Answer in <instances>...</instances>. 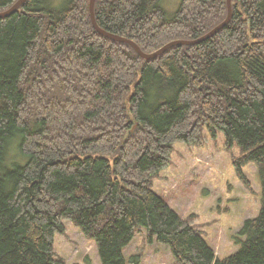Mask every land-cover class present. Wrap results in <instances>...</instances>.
Wrapping results in <instances>:
<instances>
[{
	"label": "trees",
	"instance_id": "16d2710c",
	"mask_svg": "<svg viewBox=\"0 0 264 264\" xmlns=\"http://www.w3.org/2000/svg\"><path fill=\"white\" fill-rule=\"evenodd\" d=\"M177 3L170 14L164 0H96L94 15L147 54L227 15L226 0ZM231 5L215 36L150 61L100 36L88 0H27L0 19V264H63L53 244L65 221L100 264H139L123 253L138 229L178 264H264V0ZM204 131L236 144L237 176L246 183L253 164L261 187L258 216L221 261L151 185L174 145L201 146Z\"/></svg>",
	"mask_w": 264,
	"mask_h": 264
},
{
	"label": "rangeland",
	"instance_id": "374dc122",
	"mask_svg": "<svg viewBox=\"0 0 264 264\" xmlns=\"http://www.w3.org/2000/svg\"><path fill=\"white\" fill-rule=\"evenodd\" d=\"M178 1L164 0L170 14L177 10ZM136 130L134 125L128 134ZM203 136V145L197 147L177 142L169 166L151 185L152 191L182 219L192 216V225L221 261L237 253L234 237L246 220L258 216L261 187L253 164L241 169L246 183L237 176L234 163L241 153L236 144L227 148L219 132L212 137L204 131ZM64 227L63 235L54 238V260L63 264H100L96 243L70 222L65 221ZM149 240L144 229L136 230L123 251L126 260L137 256L139 264H178L168 247Z\"/></svg>",
	"mask_w": 264,
	"mask_h": 264
},
{
	"label": "water",
	"instance_id": "95a60500",
	"mask_svg": "<svg viewBox=\"0 0 264 264\" xmlns=\"http://www.w3.org/2000/svg\"><path fill=\"white\" fill-rule=\"evenodd\" d=\"M26 1L27 0H18V2L15 5H13L11 8H9L7 11L0 13V19L7 18V17L11 16L12 14H14L15 12H17V10ZM95 1L96 0H89V17H90L91 24H92L93 28L96 30V32L100 36H103V37H105V38H107L109 40H112L114 42L129 45L134 50V52L138 55V57H140L141 59H143L145 61L153 60V59L159 57L160 55L164 54L165 52H167L169 49H171L173 47H176V46H194V45L200 44V43L212 38L219 31H221V29L224 28L228 24V22H230L231 17H232L231 0H226V3H227V16H226V19L219 26L214 28L211 32H209L208 34L202 36L201 38H198V39L192 40V41L177 40V41L170 42V43L166 44L165 46H163L158 51L153 52L151 54H147V53L143 52L139 48V46H137L133 41H131V40L127 39V38H123V37H121L119 35L109 33L107 31L101 29L98 26V24L96 23V20H95V15H94Z\"/></svg>",
	"mask_w": 264,
	"mask_h": 264
},
{
	"label": "bare ground",
	"instance_id": "6f19581e",
	"mask_svg": "<svg viewBox=\"0 0 264 264\" xmlns=\"http://www.w3.org/2000/svg\"><path fill=\"white\" fill-rule=\"evenodd\" d=\"M17 2H18V0H17ZM17 2H16V3H17ZM16 3H15V4H16ZM15 4H14V5H15ZM226 6H227V3H226ZM88 9H89V0H88ZM226 16H227V15H226ZM89 18H90V17H89ZM231 18H232V17H231ZM225 19H226V18H225ZM225 19H224V20H225ZM224 20H223L222 22H224ZM90 22H91V21H90ZM222 22H221V23H222ZM221 23H220V24H221ZM228 23H229V22H228ZM220 24H218L217 26H219ZM91 25H92V24H91ZM227 25H228V24H227ZM227 25H226V26H227ZM217 26H216V27H217ZM92 27H93V26H92ZM216 27H214V28H216ZM214 28H213V29H214ZM93 29H94V28H93ZM213 29H212V30H213ZM222 29H223V28H222ZM94 30H95V29H94ZM212 30H210L209 32H211ZM95 31H96V30H95ZM209 32H208V33H209ZM208 33H207V34H208ZM205 35H206V34H205ZM102 37H103V36H102ZM104 38H105V37H104ZM123 38H124V37H123ZM106 39H107V38H106ZM111 41H112V40H111ZM113 42H114V41H113ZM128 46H129V45H128ZM160 49H161V48H160ZM157 51H158V50H157ZM133 127H134V126H133Z\"/></svg>",
	"mask_w": 264,
	"mask_h": 264
}]
</instances>
